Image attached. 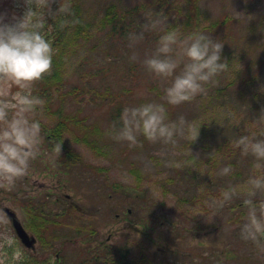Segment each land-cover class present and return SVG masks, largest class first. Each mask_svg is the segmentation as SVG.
Masks as SVG:
<instances>
[{
  "label": "rangeland",
  "instance_id": "1",
  "mask_svg": "<svg viewBox=\"0 0 264 264\" xmlns=\"http://www.w3.org/2000/svg\"><path fill=\"white\" fill-rule=\"evenodd\" d=\"M55 1L0 0V13L13 21L31 7L43 22L46 5ZM80 1L93 18L91 35L74 43L51 102V109L63 105L79 120L64 134L77 155L59 157L42 132L28 174L11 187L0 186V235L13 234L25 254L55 259L57 253L59 264L104 255L109 245L118 252L127 248L143 264H264V240L258 246L241 237L248 213L242 189L255 157L235 143L244 134L264 139V0ZM110 5L129 29H121L122 19L115 30L101 26ZM156 19L162 22L144 30ZM171 28L182 36L192 28L224 43L225 69L179 104H170L165 92L173 77L157 76L144 63ZM147 102L164 104L167 119L183 127L174 143L149 140L142 132L135 142L118 136L124 108ZM43 109L35 118L52 125L57 115ZM85 132L96 136L102 152L76 139ZM229 164L232 171L221 174ZM230 187L241 191L219 205ZM253 199L264 201V190ZM30 201L43 203L55 218L68 211L45 234L52 246L38 242L36 253L20 242L4 211L9 206L23 217L20 203Z\"/></svg>",
  "mask_w": 264,
  "mask_h": 264
},
{
  "label": "clouds",
  "instance_id": "2",
  "mask_svg": "<svg viewBox=\"0 0 264 264\" xmlns=\"http://www.w3.org/2000/svg\"><path fill=\"white\" fill-rule=\"evenodd\" d=\"M26 2L31 4L33 0ZM6 15L0 13V186L11 187L28 174L31 162L39 155L42 124L35 114L46 101L34 92L33 85L51 72L55 48L33 8L29 7L22 18L13 21H8ZM161 22L153 20L145 24L144 30ZM144 30L132 37L133 42L143 37ZM223 47V42L206 32L182 36L177 28H171L159 36L154 52L144 63L157 76L173 77L165 92L170 104H179L203 92L205 82L225 69ZM181 63L183 67L177 73ZM121 119L123 126L118 136L132 142L142 132L149 140L174 143L176 135L184 131L181 124L167 119L165 105L155 102L125 107ZM235 143L243 154L255 157L253 174L242 189L247 193L244 204L248 213L241 226V237L259 246L264 240V201L253 198L258 190H264V139L244 134ZM220 171L229 174L232 166L225 165ZM240 191L237 187L224 190L223 200L217 203L222 206ZM0 249L11 250L0 255V264H22L25 253L13 234L0 235Z\"/></svg>",
  "mask_w": 264,
  "mask_h": 264
},
{
  "label": "trees",
  "instance_id": "3",
  "mask_svg": "<svg viewBox=\"0 0 264 264\" xmlns=\"http://www.w3.org/2000/svg\"><path fill=\"white\" fill-rule=\"evenodd\" d=\"M46 8L45 19L43 21V31L53 42L55 55L51 72L46 73L43 79L36 81L33 85V89L36 94L43 97L46 101L42 107L44 108L42 111L45 115H57V118H51L54 120L53 125L47 124V122H43L39 119L42 124V132L46 134L47 137L58 139L62 146L65 147L64 132L69 131L73 123L79 124V120L76 119V116L66 113L63 105L55 110L51 109L53 105H51V102L56 97L55 92L61 88L64 81V71L65 67L67 68L65 63L66 61L68 63V58L72 54L74 43L79 39L86 40L90 37L93 18H88L80 0H57L53 3L47 4ZM118 19H122L121 29H129V27L124 24L123 17L120 18L118 15L117 7L110 5L100 24L101 26L111 24L113 25L112 29L115 30L118 25ZM227 19L228 18L226 17L222 23H225ZM192 32L194 31L191 28L190 33ZM74 119H76V121ZM83 128L85 130L84 126ZM76 139L85 142L95 150L102 152L101 143H99L96 136L91 133L89 134L85 132L82 135H77ZM68 152L71 154L73 153L70 150H68ZM131 170L134 174L137 173L135 167ZM137 179L141 181V176L138 173ZM130 257V252L127 248H124V251L122 252H118L117 249H109L103 256L99 255L94 258V260H82L80 264H143L140 259ZM35 263L39 264V261ZM22 264L34 263L30 262L28 257H25Z\"/></svg>",
  "mask_w": 264,
  "mask_h": 264
},
{
  "label": "water",
  "instance_id": "4",
  "mask_svg": "<svg viewBox=\"0 0 264 264\" xmlns=\"http://www.w3.org/2000/svg\"><path fill=\"white\" fill-rule=\"evenodd\" d=\"M7 214L12 218L14 226L17 230L18 235L27 246H32L35 243V239L32 238L27 231L24 229L22 224L16 219L15 212L10 208H5Z\"/></svg>",
  "mask_w": 264,
  "mask_h": 264
},
{
  "label": "flooded vegetation",
  "instance_id": "5",
  "mask_svg": "<svg viewBox=\"0 0 264 264\" xmlns=\"http://www.w3.org/2000/svg\"><path fill=\"white\" fill-rule=\"evenodd\" d=\"M46 223H47L46 220H43L42 222L39 221V222L37 223V225H40V227H44V225H45Z\"/></svg>",
  "mask_w": 264,
  "mask_h": 264
}]
</instances>
